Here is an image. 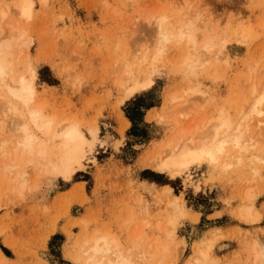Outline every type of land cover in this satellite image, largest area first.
<instances>
[{
    "label": "rangeland",
    "instance_id": "374dc122",
    "mask_svg": "<svg viewBox=\"0 0 264 264\" xmlns=\"http://www.w3.org/2000/svg\"><path fill=\"white\" fill-rule=\"evenodd\" d=\"M7 2L14 10L15 2ZM163 8L176 23L197 22L201 41L208 30L218 36H227L224 30L230 32L227 55L216 58L212 52L208 63L190 76L180 66L182 46L169 44L165 60L152 71L153 86L119 104L124 96L123 64L134 50L155 46L151 27ZM8 20L0 17V25ZM262 20L264 0H34L33 17L24 19L28 45L18 51L16 70L24 72L31 63L36 99L48 115L79 121L88 137L96 122L100 137L84 169L71 180L41 176L36 185L41 166L28 163L23 167L26 174L18 176L8 153L15 133L10 119L3 121L0 140L8 141L0 145V250L8 264H78L65 256V249L78 247L99 227L119 237L125 247L138 242L133 261L144 264L143 251L151 248L158 234L163 235L156 224L168 212L160 199L165 185L181 197L186 209L176 226V241L187 240L178 264H186L194 246L216 234L222 235L214 247L220 264L251 262L254 240L264 241V164L249 160L254 150L245 153L241 164H194L176 178L143 161L187 126L179 118L147 119L149 109L163 105L166 93L201 83L213 98L195 117L199 126L218 115L215 109L223 106L235 114L245 96L250 98L252 82L246 84L247 78H264ZM239 28H253L255 33L239 42ZM256 64L259 67L254 69ZM122 117L130 120L124 129ZM261 130L255 127L249 133ZM255 168L259 173L254 174ZM249 188L261 213L258 222L238 216L239 208L248 203ZM48 192L50 197L45 199ZM144 211L151 213L145 215L150 218L146 228L142 226ZM223 244L227 247L222 248Z\"/></svg>",
    "mask_w": 264,
    "mask_h": 264
},
{
    "label": "bare ground",
    "instance_id": "6f19581e",
    "mask_svg": "<svg viewBox=\"0 0 264 264\" xmlns=\"http://www.w3.org/2000/svg\"><path fill=\"white\" fill-rule=\"evenodd\" d=\"M7 1H0V17H9L4 26L0 25V129L3 121L9 118L8 122L15 138L13 148L8 153L18 167V176L26 174L23 167L28 163L41 166L39 176L35 178L36 185L40 183L41 176H58L71 180L84 169L88 155L98 143L100 127L94 122L89 129L91 136L88 137L79 121L59 120L50 116L44 110L45 105L37 102V90L34 85L36 73L33 66L29 63L26 71L16 70L18 51L23 52V46L28 45L24 41L29 32L24 19L33 17L34 0H13L14 10ZM260 23L264 26V20ZM198 27V23L192 19L187 23H184L183 19L179 23L170 20V15L163 8L156 16L152 29L150 28L155 33V46L146 50H134L123 64V80L120 84L124 96L119 104L153 86L152 71L159 62L165 60L164 54L169 44L179 43L176 45L182 46L180 66L190 76L198 73L200 65L208 63L212 52L215 51L216 58L219 55H227L226 44L232 36L230 32L224 30L227 36H218L208 30L206 38L201 41L196 33ZM239 32L242 33L238 38L239 42L255 33L253 28H239L236 33ZM258 67L256 64L254 69ZM247 81L246 84L252 82V88H249L250 92L252 91L250 98L245 90L246 101L236 110L232 109L236 111L235 114L229 112V108L219 107L215 109L218 115L204 126H199L195 117L205 110L207 100L213 97L208 90L202 88L201 83H189L183 90L176 89L166 93L163 105L149 109L147 119L161 122L166 117L179 118L186 120L187 126L182 128L179 135H174L166 143L155 147L143 164L161 173H167L172 178L179 177L194 164L208 163L227 167L241 164L246 160L245 153L252 150L254 151L249 154V160L264 164V140L262 143L259 139L261 129L264 130V78L260 81L252 75ZM199 98L201 103H198ZM122 124L124 129L130 124V120L123 118ZM255 127L261 131H254V136L249 131ZM7 141L1 138L0 145L4 146ZM259 143H262V146H259ZM257 173L259 169L255 168L254 174ZM50 194H45V199H48ZM160 199L167 204L168 209L164 220L160 219L156 224L163 235L158 234L151 248L143 251L144 264H165L164 260L168 257L172 259L169 264H178L186 249L187 240L183 238L181 242L176 241V226L180 219L186 216V209L181 197L173 195L168 185L164 186ZM246 200L248 203L239 208V218L251 222L260 221L261 213L255 206L256 195L251 188L246 191ZM143 214L142 226L146 228L150 226V218L145 215L150 217L151 213L144 211ZM136 237L140 239V234ZM221 237L222 235L216 234L194 246L186 264H220L215 257L214 247ZM225 247L227 244H223L222 248ZM139 248L138 242L125 247L119 237L99 227L86 236L78 247L65 249V256L78 264H138L133 261V257ZM252 250L253 258L248 264H264V241L255 239ZM0 255V264H8V258L1 250Z\"/></svg>",
    "mask_w": 264,
    "mask_h": 264
}]
</instances>
